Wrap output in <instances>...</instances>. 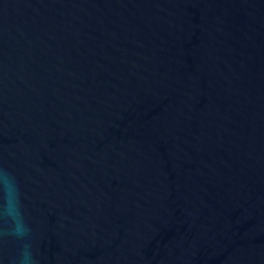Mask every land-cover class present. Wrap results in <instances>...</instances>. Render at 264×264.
I'll return each mask as SVG.
<instances>
[{"label":"water","instance_id":"water-1","mask_svg":"<svg viewBox=\"0 0 264 264\" xmlns=\"http://www.w3.org/2000/svg\"><path fill=\"white\" fill-rule=\"evenodd\" d=\"M0 264H264V0H0Z\"/></svg>","mask_w":264,"mask_h":264}]
</instances>
